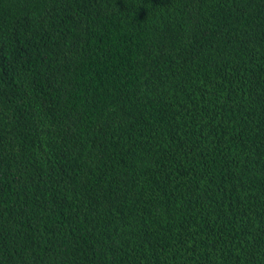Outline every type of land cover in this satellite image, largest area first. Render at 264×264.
<instances>
[{"label":"trees","instance_id":"1","mask_svg":"<svg viewBox=\"0 0 264 264\" xmlns=\"http://www.w3.org/2000/svg\"><path fill=\"white\" fill-rule=\"evenodd\" d=\"M0 264H264V0H0Z\"/></svg>","mask_w":264,"mask_h":264}]
</instances>
